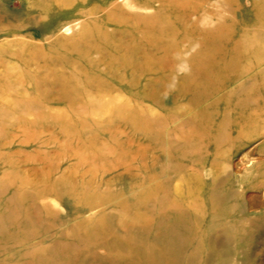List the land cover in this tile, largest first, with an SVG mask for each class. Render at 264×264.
Listing matches in <instances>:
<instances>
[{
	"label": "rangeland",
	"instance_id": "374dc122",
	"mask_svg": "<svg viewBox=\"0 0 264 264\" xmlns=\"http://www.w3.org/2000/svg\"><path fill=\"white\" fill-rule=\"evenodd\" d=\"M214 35L253 68L264 0H0V264H264V74L142 101Z\"/></svg>",
	"mask_w": 264,
	"mask_h": 264
},
{
	"label": "bare ground",
	"instance_id": "6f19581e",
	"mask_svg": "<svg viewBox=\"0 0 264 264\" xmlns=\"http://www.w3.org/2000/svg\"><path fill=\"white\" fill-rule=\"evenodd\" d=\"M110 15H111V13H110ZM98 30H99V28H98ZM218 39H219L218 35L217 36L216 35L211 36L210 44H209V46H207V47L211 48V52L209 54H204V55L200 54V55L194 57L192 60H190L188 65H189V69H191L192 72L189 75L180 76V78H177L176 75H174V76L171 75L169 77L167 76L165 78L166 80H164L163 78H160V80H161L160 84H161L162 89H158L155 92H152L148 95H144L142 97V101L147 102L149 104H158L159 99H161L162 97H166V98H168V101H171V103L174 104L177 102L178 98H180V99H182V101L185 102L186 105H188L190 107L191 103L196 102L197 104L200 105L205 100H207L208 103L205 105V108H203V110H201L200 112L197 113L198 115H203V114H205L204 112L208 108H211V107L217 105L216 103L218 102V100L213 99L214 96H217L219 91H221V90L224 91V89H226V87L231 86V84L236 79L239 80L240 83H242L246 80H249V82H250V81L256 80L257 77H262L261 75H262V73L264 74V69H262V70L259 69L260 65H262L264 63V59L262 58V56L258 57L259 60L256 61V64L250 70L247 69L244 71V68H243V70H242L243 72H240L239 74H235V71H234L235 68L238 65L242 64L243 61H246V59L243 60L240 58L241 60L239 59V61H238L237 57L235 58L230 54L229 51H231V49H228L226 46L231 43L232 51H233L234 43L232 41H229L227 39L222 40V41L221 40L218 41ZM221 39H223V38H221ZM238 42H242V41L240 40ZM239 44H238V46H239ZM237 51L240 52L239 50H237ZM231 53L233 54V52H231ZM241 55L242 54L240 52V56ZM243 56H245V55H243ZM129 63L134 64L132 61H129ZM245 65H246V63H245ZM241 68H242V65H241ZM138 71H141V68H139ZM172 85H173V87H172ZM168 86L169 87L171 86L170 87L171 89L168 88ZM260 90L262 91V94L260 92V94H258L256 96L257 99L255 101H253L255 110L253 111V113L249 112V114H247L246 112L241 113V115L239 116V121L238 122L236 121L238 123V128H242L244 126L250 125V123L254 119H258V116H260L261 113L264 111L259 106L260 104L261 105L264 104V94H263L264 83L263 82H262V85L260 86ZM254 92H256V91H254ZM208 94H210V96H207ZM159 96H161V98H159ZM209 97H212V99L210 101L208 99ZM137 98H139V95H137ZM143 102H141V103H143ZM246 103H248V102L246 101ZM178 104H180V103H178ZM175 106H177V105H175ZM176 108H178V107H176ZM180 115H182V114H180ZM191 120H193V119H191ZM219 139H220V137H219Z\"/></svg>",
	"mask_w": 264,
	"mask_h": 264
}]
</instances>
